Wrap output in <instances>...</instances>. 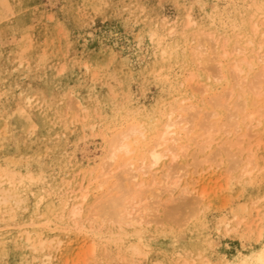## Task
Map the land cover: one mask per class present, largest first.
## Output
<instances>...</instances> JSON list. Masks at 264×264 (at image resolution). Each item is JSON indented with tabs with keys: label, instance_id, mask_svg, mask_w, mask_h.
I'll return each instance as SVG.
<instances>
[{
	"label": "rangeland",
	"instance_id": "1",
	"mask_svg": "<svg viewBox=\"0 0 264 264\" xmlns=\"http://www.w3.org/2000/svg\"><path fill=\"white\" fill-rule=\"evenodd\" d=\"M255 23L260 27L252 32ZM263 30L264 0H0V173L16 171V191L23 200L9 212L0 209V264H241L263 250L264 63L255 57L264 50V45L259 48ZM201 43L217 51L214 56L221 55V80L208 78L214 63L203 68L192 62L190 52ZM237 44L248 50L241 46L244 54L234 52ZM224 51L232 53L218 54ZM244 55L254 66L242 64L244 77L236 78L231 65ZM255 80L262 82L261 89L253 87ZM200 84L210 86L205 92ZM231 88L234 97L217 101V107L214 98ZM182 99L203 110L201 118L215 105L217 127L231 123L228 115L244 101V117L251 112L254 116L247 123L241 114L240 130L227 137L229 149L221 132L207 151H199L203 129L196 127L200 139L193 134L190 149L175 163L189 165L192 174L180 185L182 190L189 179V192L179 196L182 191L177 189L176 201L162 204L149 224L136 230L125 227L121 240L114 239L117 234L108 223L97 222L92 230L84 217L105 187L95 189L97 181L89 170L106 150L105 136L115 127L150 124V118L169 112ZM200 117L197 124L204 121ZM244 131L249 132L247 139ZM250 157L254 163L246 175L242 166ZM81 186L89 195L81 216L85 226L77 225L79 231L58 214L79 201L77 195L85 190ZM105 186L108 190L110 184ZM177 201L185 206L176 209ZM64 226L66 231L61 230ZM53 236L62 240L59 247L54 241L44 250L31 249ZM132 243L144 253L130 256Z\"/></svg>",
	"mask_w": 264,
	"mask_h": 264
},
{
	"label": "bare ground",
	"instance_id": "2",
	"mask_svg": "<svg viewBox=\"0 0 264 264\" xmlns=\"http://www.w3.org/2000/svg\"><path fill=\"white\" fill-rule=\"evenodd\" d=\"M252 26H253V24H252ZM259 27L257 26V23H255L254 24V29L253 30L251 29L252 32L253 31L257 32ZM170 28H172V27H170ZM172 31H174V30L171 29V33H172ZM254 33H253V35H254ZM260 34L262 35V31L260 32ZM263 37L264 36H262V38H260V39H262V41L260 40L262 43H263V40H264ZM209 39H211V38H209ZM214 40H216V39H213V41ZM200 42H201V40H200ZM204 42H206V41H204ZM248 43L251 44V40ZM196 45L194 44V46H196ZM244 45H241V46H244ZM251 45H254V43L251 44ZM262 45H264V44H261L260 47H259L261 50L263 48ZM208 46H210V45H208ZM208 46H206V45L204 46L201 43L196 48L194 47L195 49L192 48L193 49V53L190 52V54L193 55V56L192 55L191 56L193 57L194 61H192V60L191 61L193 63L195 62L196 65H198L199 67H203V68H205L209 63H214V64H210L211 65L210 68L208 67L210 69L209 71L211 72V75H209L210 73H208V69L207 68H206V70H207V74L209 76L207 74L206 75L208 76V78L209 77H211V78L213 77V79H215V80H221L222 76H223V73H224V72H222L223 66H221V64H223V63L218 61L220 59L218 57L221 56V55H219L218 57L214 56V54H216L217 51L214 53L213 52L214 49L212 50ZM211 46H212L211 48L214 47V45H211ZM238 46H235V48H234L235 51L234 52H237L239 54L241 53V55H242V53L244 54V52L246 50H248V49H246V46H244L246 50L243 47H241V46L238 47ZM256 46H257V44H256ZM225 47H226V45H225ZM256 48L258 49V47H256ZM255 49L253 48V52L255 51ZM257 49H256V52L258 51ZM263 51L261 53L258 52V54L254 53L255 55H258V56H255V57H256L257 60H260L259 62H261V64L264 63V53H263ZM232 52H233V48H232ZM232 52L224 51V53L222 52V53H218V54H222V55H224L226 57L227 55L231 54ZM248 53L249 52H247L246 55H248ZM246 55H244L242 58H240V56H239L238 61L236 59V64L235 65H231V66H233V73H234V75H236L235 76L236 78L244 77V75L240 76V73L242 74V71H243V69L241 67L242 64L246 63L248 66H252V62L250 61L251 57L248 58ZM224 56H222V57H224ZM252 57H254V56H252ZM231 63H235V62L232 61ZM263 65H262V67H263ZM201 70L205 71V69L204 70L201 69ZM262 70L260 71L261 72L260 74L263 76L264 67H263ZM192 72L190 74H192ZM233 73L231 74L232 76H233ZM259 75H258V78H259ZM191 78H190V80H191ZM245 78H247V77H245ZM262 79H264V78H262ZM239 81H241V79ZM239 81H237V84L239 83ZM245 81L244 80L242 81V82H244V85L247 83V82L245 83ZM255 82H253V84H256V85H254L253 87L254 88L256 87L257 90L261 89L262 82L260 81L261 83H259L257 80H255ZM257 82H258V84H257ZM183 84L184 83H182V85ZM194 84H195V82H194ZM201 84H200V86L204 87V88H201V90L206 92L207 91L206 87L209 88L210 85L208 84L209 86H203ZM189 85H190V83H189ZM239 85H240V83H239ZM195 86H196V84H195ZM241 86H243L242 83H241ZM196 90H197V88H196ZM203 91L201 93H203ZM233 92H234V89L231 88L228 91V93H225V94L222 93L223 95L220 94V95H222V96L219 95L220 97L217 95L218 97L214 98L215 102H213V103H216L215 105L217 106L218 105L217 101L219 102V104H222L221 102L229 101L228 99L230 97H234V96H232ZM204 93H203V95H204ZM207 93H209V90H208ZM235 94H236V91H235L234 95ZM193 96H195V95L193 94ZM211 96H209V97H211ZM238 98H239V96H237V99ZM186 99L189 100L188 98H186ZM186 99H182L178 104L176 103L177 105L173 106V108H171L169 112H161L160 115H158L156 117L154 116V118H150L149 119V121H151L150 124H147L146 121L135 122V123L128 124L127 126H121L120 128L119 127L118 128L115 127V130L112 131L111 135L108 136V137H107L108 134L106 136L104 134L105 139L107 138V140L105 141L106 142V150L104 151L100 162L98 164L95 163L96 165L92 166L90 168L89 172L91 171V172L94 173L93 175H95V177L93 179H95L97 181V184H98L97 185L96 182H95V185H96L95 189L96 190L97 189L101 190L103 187H105V190H106V186L105 185H107L108 183L110 184V186L108 187V190H106V192H104L105 190L103 189V192H99L98 196L95 195L96 198L94 197L95 199L91 202V204L88 207L89 210L86 213V217H84L85 219L83 218L84 220H86V221H83V222L89 221V223L87 222V224H91L92 230H93V227H94L93 225H95V223H97V222H101V225H102V223H104V224L108 223L106 225V227L109 224L111 226H114L112 229H109L110 227L108 228L110 231H114V233L117 234L116 238H114V239L115 240L116 239L121 240L123 238L122 237L123 231L126 230L125 227H131V228H134L136 230L137 226H142L144 224H149L151 222V219H150L151 216H153V214L155 212L160 210L159 207L162 204H164L166 202L167 203L168 202L172 203V202L176 201V199H175L176 197L174 196V193H175V191L177 189H179L180 191L183 192V193L180 192L179 196L185 195V193L189 192L188 191V189H189L188 188L189 179L186 181L187 183L184 181V183L182 184L183 185L182 190H181V187H180L182 178L186 179L187 176L192 174L191 171L189 170V165L186 164V165L181 166L179 164L180 165L179 166L177 164L175 165V163L179 160V158H182L183 155L185 156L187 151H188V149H190L189 141L191 143L192 141H194L193 139H195L194 138L195 136L193 134H195L197 137H199V135L201 134L200 135L201 139L199 137L198 140L200 139V141L201 140L202 141H201V144H200L201 146L198 147L199 148L198 150L202 152L204 150L207 151L206 149H208L210 147V145L212 144V142L215 140V137H216L215 135L216 134L218 135V134H220L222 132L224 134L223 135L224 137H225V135H227L226 136V140H227V137L229 138V135H231V134H233V136L236 135L235 132H238V129L241 128V127H239L240 124H239V119L238 118L241 116V114L244 117V114L241 112V110H242V108L245 109L244 108L245 107V102H247V101L241 102L242 104L239 103V105L240 104L242 105L241 108L237 109L235 112L231 111V115L230 116L228 115L229 118L228 117L227 118H228V120L229 119L231 120V121H229L231 123H227L228 122L227 121L226 124L224 123L225 125L221 124L222 126L219 125L220 127H217L216 121L214 122V120H213V118L215 117L214 115L217 114L215 112L216 111L215 110L216 107H214L215 105L214 106L212 105L215 111L214 110H210L211 112L210 111L206 112L204 114L205 116H203V114H202V118H201L200 116H198V114H199V112L200 113L203 112V110L201 111L199 108L197 109L196 105H193L191 103L186 105L188 103V102L186 103ZM214 99H212V100L214 101ZM210 100L211 99L208 98V100H206V101L210 102ZM221 100H223V101H221ZM190 102H192V101H190ZM207 103L208 102H206V104ZM226 105L224 104V107ZM239 105H237V106H239ZM220 107H222V106H220ZM227 107H229V106H227ZM213 108L211 107V109H213ZM232 109H233V107L230 110H232ZM252 113L253 112H251V114L250 113H246L245 117H246L247 114H249V116H247L246 118L245 117L243 118L241 116L240 117V118H242L241 121H245L247 119V121H248L247 123L252 122V119H253V116H254V113L253 114ZM196 114H197V116H196ZM196 117H200L204 121H202V123L200 121L199 124H197L195 122L196 121ZM211 118H212V120H211ZM237 119H238V121L236 123L235 121ZM200 123H201V125H200ZM198 125H199V127L202 126V128L200 127L201 130L203 129L202 131H200L201 133L199 135H197L198 132L194 133V130L196 129V127L198 128ZM225 126H228L227 127L228 129ZM231 127H233V128L231 129ZM203 131H205L204 134H202ZM241 131H243V130H241ZM248 134H249V132L245 133V131H244L243 134H242L243 139H245L246 136L249 137ZM202 135H203V138H202ZM223 136H221V137H223ZM239 136L241 137V135H239ZM247 137H246V139H247ZM231 138H233V137H231ZM243 139L241 141H243ZM196 140H197V138H196ZM196 140H195V142H196ZM227 142H228V140L226 141L225 146L227 145ZM199 143L200 142L194 143V144L196 146ZM229 144L230 145H228V146L231 147V143L230 142H229ZM241 144H242V142H241ZM249 145H250V143H248V146H246V147H248V150L251 148V147H249ZM228 146H226L227 149H229ZM200 148H201V150H200ZM198 150H197V152H199ZM246 150H247V148H246ZM252 151H254V149ZM252 151L251 152L249 151L248 154H251ZM194 155L198 156V154H196V152L193 154V156ZM196 156H195V158H196ZM251 157H253V156H251ZM251 157L249 159H247L248 163L246 165L242 166L243 167L242 168L243 174L248 175L252 171L251 168H250V164H252L254 162H252L253 158H251ZM166 159L169 160V162H167L168 164L166 163L167 165L164 164ZM245 160H246V158L244 159V161ZM235 161L241 163V159H237ZM213 162H214V160H213ZM212 166H213V164H211V167ZM119 168L122 169V170H120ZM164 168H165V170L163 171L162 169H164ZM117 169H119L120 171H117ZM182 170H183V172H182ZM160 171H161V174L157 175V173H159ZM15 172L11 171V170H6V172L0 173V209L4 208L5 209L4 213L9 212L12 209L13 205L20 204L23 201V200H21L22 198L18 197V193L16 191V186H18V184L16 185V183H19L20 179L17 178V176L15 177V175H16ZM195 172H193V174ZM123 175H125V176H123ZM147 176H151L150 180H147L145 178ZM16 178L18 179L19 182H17ZM82 179H84V178H82ZM112 179H113V182L111 183L110 180H112ZM195 182H196V180H195ZM195 182L193 183L194 185H195ZM90 183H92V181ZM89 184H87V185H89ZM193 184L191 183L189 185H193ZM63 186H64V184H63ZM66 186L69 187L68 185H66ZM82 187H84V186H81V188ZM85 188H82V190L85 189ZM88 188H89V186H88ZM78 190H79V188H78ZM87 190L88 189H85L84 191L79 190V191L82 192V193L79 194V196L76 194L77 198L79 199V201L73 203L70 206V208L67 209V211H64V212L62 211L63 213L58 214L61 219L66 218V219H68L69 221H71L73 223L74 226L73 225L69 226L67 228V230H69L72 226L76 228L77 225H80L82 223L81 216H82L83 210L85 208L84 207V203L87 200L88 195H89ZM67 191H68V189H67ZM18 192H20V190ZM73 192H74V189H73ZM75 192H76V190H75ZM97 194H98V192H97ZM200 196H201V193H200ZM72 198H73V196H72ZM177 198H180V197H177ZM185 198L184 199L182 198V200H186ZM150 199L151 200L155 199V200H154V202H151ZM148 200H149V202H151L150 204L148 203ZM186 202H187V200H186ZM186 202H182L181 201L180 204H179V202H178V204L175 203V204H177L176 209H178L179 207L185 206ZM71 203H72V201H71ZM65 204L66 203H64V205ZM165 206H166V204H165ZM174 206L172 205V208ZM17 208H18V206H17ZM62 208H64V207H62ZM185 208H187V207H185ZM58 209H60V208H58ZM170 210H171V208H170ZM174 210H175V207H174ZM181 210H182V208H181ZM48 220H47V222H48ZM64 221H65V219L63 220V223H64ZM51 222L52 221L50 220L49 223H51ZM55 224H57V223H55ZM84 226L85 225L82 223L81 227L83 228ZM88 226L90 227V225H88ZM50 228L52 229V227H50ZM91 228H89V230H91ZM54 230H56V229H54ZM58 230H60V229H58ZM61 230H65V226ZM83 230H85V228ZM228 230H229V228H228ZM69 231H71V230H69ZM79 231H80V229H79ZM24 232L28 233L27 231H24ZM85 232H86V230H85ZM86 233H85V235H86ZM34 234H36V233H34ZM25 235L28 236L29 233L25 234ZM261 235H262V233H260V236ZM57 238L58 237L55 238V236H53L51 238H47L46 237V239L44 238L41 241V243L38 240V242L40 243V244L38 243L39 246L34 245V247L32 246L31 249L34 248V250L35 249L36 250L37 249L44 250L46 243L50 244V243H53L54 241H56V243H57L56 245H58V247H59V245L62 243V240H60V239L58 240ZM30 239L31 238H30V235H29L27 240L30 241ZM32 239H34V238H32ZM37 239H39V237ZM32 241H34V240H32ZM36 243H37V241H36ZM32 244H33V242H32ZM86 244H88V243H86ZM49 246H51V245H49ZM89 247H90V245H89ZM93 247H95L94 243L90 247L91 250H93ZM57 249H59V248H57ZM127 251H130V253H131L130 256H132V255L133 256L134 255L135 256L136 255H142L144 253L142 248L137 243H132L130 246H128V250ZM42 254H43V252H42ZM48 254H49V252H48ZM47 256H48V259H49V255H47ZM44 257H46V255ZM50 257H51V254H50ZM134 258H132V259H134ZM47 262L49 263V260ZM227 264H232V263H227ZM241 264H264V249L261 250L260 252H258L254 256V258H252V259H247V258L243 259L241 261Z\"/></svg>",
	"mask_w": 264,
	"mask_h": 264
}]
</instances>
